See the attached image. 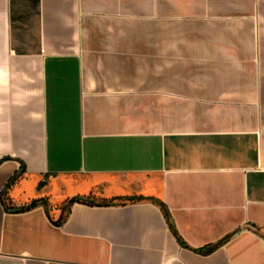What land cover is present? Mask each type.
Masks as SVG:
<instances>
[{"label": "crops", "instance_id": "crops-1", "mask_svg": "<svg viewBox=\"0 0 264 264\" xmlns=\"http://www.w3.org/2000/svg\"><path fill=\"white\" fill-rule=\"evenodd\" d=\"M0 264H264V0H0Z\"/></svg>", "mask_w": 264, "mask_h": 264}, {"label": "trees", "instance_id": "trees-1", "mask_svg": "<svg viewBox=\"0 0 264 264\" xmlns=\"http://www.w3.org/2000/svg\"><path fill=\"white\" fill-rule=\"evenodd\" d=\"M42 201H43L42 199L34 200L29 205L23 206L21 208V210L26 211V210L32 209L33 207H35L37 204H39ZM75 202L88 203V204L109 203L108 201L96 202L95 198H93L92 196H78V197H75V198L71 199L66 204V207L69 206V205H72ZM161 207H162V211L164 213V216L166 217V220L168 222V226H169L170 230L172 231V233L174 234V236H176V238L179 240L180 238L178 236V233H177V230H176V228L174 226V223H173V221L170 218V215H169L168 210L162 204H161Z\"/></svg>", "mask_w": 264, "mask_h": 264}]
</instances>
